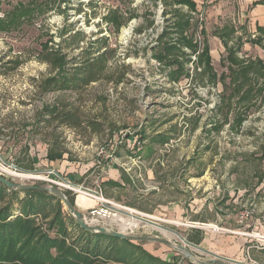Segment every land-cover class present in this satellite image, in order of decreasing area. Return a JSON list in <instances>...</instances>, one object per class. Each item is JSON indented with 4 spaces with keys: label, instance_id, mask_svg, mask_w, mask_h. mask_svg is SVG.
<instances>
[{
    "label": "rangeland",
    "instance_id": "rangeland-1",
    "mask_svg": "<svg viewBox=\"0 0 264 264\" xmlns=\"http://www.w3.org/2000/svg\"><path fill=\"white\" fill-rule=\"evenodd\" d=\"M243 5L206 0L192 9L174 0H0V162L40 178L2 173L16 183L58 187L67 199L73 197L82 217L103 206L106 216L89 214V224L122 231V222L112 220L117 213L127 217L112 208L123 207L122 190L101 180L109 160L125 152V134L137 132L141 143L148 139V148H170L159 154L178 162L169 176L183 182L190 172L196 178L198 213L156 222L185 239L201 237L192 242L201 248L264 264L259 252L264 247V37L258 41L261 35L254 34ZM161 44L177 48L156 57ZM53 54L65 62L63 75L72 85L44 91L45 80L58 70L48 61ZM231 56L256 64L254 71L263 67L244 82V88L258 91L242 101L238 92L226 90ZM89 67L95 79L84 81ZM53 103L57 119L44 110ZM51 151L60 157L50 160ZM67 182L100 193L106 202L92 204L88 200L97 195L81 194ZM80 200L90 207L77 206ZM141 222L123 232L179 242L174 233ZM141 243L171 264H197L161 242Z\"/></svg>",
    "mask_w": 264,
    "mask_h": 264
},
{
    "label": "trees",
    "instance_id": "trees-1",
    "mask_svg": "<svg viewBox=\"0 0 264 264\" xmlns=\"http://www.w3.org/2000/svg\"><path fill=\"white\" fill-rule=\"evenodd\" d=\"M174 2L192 9L195 7L191 0ZM187 25L188 22L181 23V28H178L183 29ZM258 31L264 35L262 28H258ZM263 35L258 41H262ZM163 37L164 34H161L159 39ZM176 48L174 44H161L155 56L161 58V51L170 52ZM53 55L48 61L53 70H58L45 80L44 91L72 85V80L63 75L65 62H58V54ZM230 58L227 67L229 73L224 75L230 80L226 90H230V93L238 92L239 100L242 101L247 99L250 91L255 94L258 91L255 86L244 88V82L250 74L260 72L263 67L259 66L254 71L256 64L244 65L233 56ZM206 59V67L211 69L208 55ZM172 61L175 63V60ZM248 69H252V72H248ZM90 70L89 67L84 81L95 79ZM229 97L230 94L226 96ZM44 110L52 119L60 115L56 103L49 104ZM47 157L55 160L60 156L52 152ZM20 193L23 195L20 196ZM67 200L73 204L72 196ZM68 213L62 210L61 201L51 192L9 188L0 182V264H171L152 255L143 248L141 242L86 231ZM187 239L196 244L201 241V237L197 236H189ZM259 252L264 255V247H260Z\"/></svg>",
    "mask_w": 264,
    "mask_h": 264
},
{
    "label": "crops",
    "instance_id": "crops-1",
    "mask_svg": "<svg viewBox=\"0 0 264 264\" xmlns=\"http://www.w3.org/2000/svg\"><path fill=\"white\" fill-rule=\"evenodd\" d=\"M242 1H244L243 7L247 11L250 22L255 27L254 34L263 35L258 28L264 30V0ZM191 2L197 9L200 7L199 4H203L206 0H191ZM135 138L140 140V134L137 132L125 134V152L116 154L109 160L106 176L101 181L108 182L116 190H122L124 208L131 209L140 216L154 221L160 220V217L182 219L189 213H198L194 197L196 178L189 175L190 172L187 173L186 181L183 182H179L177 176H169L167 172L176 169L178 162L164 160L159 154L170 152V148H161L157 145L148 148L145 144L148 141L147 138L142 139V146L139 148H130L134 147L132 142ZM147 149L151 152H147ZM167 158L169 159V156ZM88 201L94 204L100 200L96 198V200ZM80 202L81 205L79 203L76 205L85 208L88 204L87 207H90L87 200H80ZM191 222L205 225L201 221L192 220Z\"/></svg>",
    "mask_w": 264,
    "mask_h": 264
},
{
    "label": "water",
    "instance_id": "water-1",
    "mask_svg": "<svg viewBox=\"0 0 264 264\" xmlns=\"http://www.w3.org/2000/svg\"><path fill=\"white\" fill-rule=\"evenodd\" d=\"M5 164H8V162L2 160ZM15 167V166H14ZM17 168V167H15ZM21 171L24 172H29L26 171L24 169H20L17 168ZM35 172V171H32ZM0 182L2 184H4L6 187L9 188H15V189H21V190H26V189H38V190H42V191H48L53 193L60 201H62L66 207L68 208V210L70 211L71 215L74 217L76 223L83 228L86 231L89 232H93V233H101V234H105V235H109V236H113V237H118L121 239H127V240H131V241H139V242H161L163 244H166L168 246L174 247L175 249L185 253L187 256L191 257L193 259V261L197 264H246L243 263L241 261L226 257V256H222L219 254H216L210 250L201 248L200 246L193 244L192 242L188 241L187 239H185L180 233H178L177 231H174L170 228H167L166 226H163L162 224L147 218V217H143L140 215H136L134 214V217L139 219L142 222H145L148 225H152L155 226L157 228H161L163 230L166 231H170L172 233H174L178 238H179V242H174V241H170L164 237H159V236H151V235H144V236H137V235H132V234H128L125 233L123 231H118V230H109L107 229L105 226H99V225H91L86 223V221L83 219L81 212H79L73 204H71L64 192L59 189L58 187L55 186H38V185H29V184H21V183H16L13 182L12 180L8 179L4 174L0 173ZM68 184H71L69 182H67ZM73 187H79L82 190H86L91 192L92 190H89L87 188L81 187V186H77V185H73L71 184ZM92 193H94L92 191ZM121 213H126L122 210H120ZM194 248H197L203 252H205L207 255H209V258L207 259H201L200 257H198L196 255V253L193 251Z\"/></svg>",
    "mask_w": 264,
    "mask_h": 264
},
{
    "label": "bare ground",
    "instance_id": "bare-ground-1",
    "mask_svg": "<svg viewBox=\"0 0 264 264\" xmlns=\"http://www.w3.org/2000/svg\"><path fill=\"white\" fill-rule=\"evenodd\" d=\"M4 171L7 174H9V175L14 176V177H18V178H40V176L31 174V173L17 172V171H13V170H11L9 168H4ZM73 189L77 190L81 194H87L86 191L81 190L79 187H73ZM89 195L92 196V197H94V198L96 196V194H93V193H90ZM96 198H97V196H96ZM104 202H106V201H104ZM112 208H114L118 212H121L120 210L126 212V215H127L126 218L121 217V215H119L118 213L115 214V216L112 218L113 221H121L122 222V227H121V230L122 231L126 230L127 228L132 229V228L137 227V226L140 225V222L141 221L139 219H137V218L134 217V214H137V213L134 212L133 210L128 209V208L120 207L118 204H113V207ZM149 226L155 228V226H152V225H149ZM164 231H166V230H164Z\"/></svg>",
    "mask_w": 264,
    "mask_h": 264
},
{
    "label": "built area",
    "instance_id": "built-area-1",
    "mask_svg": "<svg viewBox=\"0 0 264 264\" xmlns=\"http://www.w3.org/2000/svg\"><path fill=\"white\" fill-rule=\"evenodd\" d=\"M133 144L132 145H137V147L139 148L140 147V145H141V141L138 139V138H135V140L132 142ZM5 167H8L9 169H13V168H15L14 167V165H11V164H8V165H5L4 163H1L0 162V173H2V171H4V168ZM3 174V173H2ZM96 193V195L98 196V198L97 199H99L101 202H104V201H106V200H104L103 199V197H102V195L100 194V193H98V192H95ZM104 206H107V205H105V204H103ZM103 206H101V208H100V210L99 211H97L94 207L93 208H91V211H90V213H88L87 215H84L83 216V219L86 221V223H90V222H93V220H92V218L91 217H88L89 216V214H91L92 216H94V215H102V216H106L105 214H101V213H104L105 211H106V209H103L102 208ZM106 208V207H105ZM108 211H109V213H110V211H111V209H108ZM113 214H115V213H112V215ZM97 223H99V221L97 220Z\"/></svg>",
    "mask_w": 264,
    "mask_h": 264
}]
</instances>
